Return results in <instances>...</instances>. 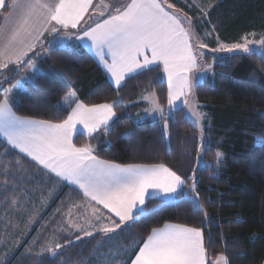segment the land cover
Segmentation results:
<instances>
[{"label": "trees", "instance_id": "1", "mask_svg": "<svg viewBox=\"0 0 264 264\" xmlns=\"http://www.w3.org/2000/svg\"><path fill=\"white\" fill-rule=\"evenodd\" d=\"M169 2L194 17L199 33L213 30L224 43H238L246 35L264 32V0H201L212 7L206 17L200 9L191 10L179 0ZM6 11L7 8L3 13ZM90 20L78 31H83ZM1 22L2 16L0 25ZM44 50L36 49L25 61L32 58L41 72L27 83L26 90L17 91V115L61 123L69 115L63 99L70 93H75L87 106L121 100L123 103L115 108L116 118L107 131L91 137L78 134L74 144L83 147L91 143L98 158L121 165H165L186 179L185 189L191 187L193 177L196 182L198 201L186 197L184 192L178 200L168 203L150 199L146 215L125 224L115 238L109 239L117 240L124 250L131 249L128 264L151 230L167 223L200 229L208 262L225 255L229 264H264V51L215 60L214 74L197 85L195 95L208 115L206 143L211 149L201 151L200 131L183 107L168 118L167 127L158 121H135L147 107L138 102L142 95L155 93L160 105L168 104L169 89L161 65L128 78L122 87L116 88L93 56L80 46L56 47L43 56ZM208 60L211 63L214 59L208 56ZM24 63L11 65L2 72L0 99L3 89L20 80ZM216 152L222 153L220 163ZM1 162L8 165L10 172H4L8 171L6 166L0 172V208L12 207L28 187L43 185L46 171L0 139ZM71 192L82 197L64 184L51 207L64 198L63 205H67ZM3 219L0 210V225ZM103 237V233H96L67 245L65 240L71 238L63 235L59 254L45 262L66 259L79 264L99 250Z\"/></svg>", "mask_w": 264, "mask_h": 264}, {"label": "snow or ice", "instance_id": "2", "mask_svg": "<svg viewBox=\"0 0 264 264\" xmlns=\"http://www.w3.org/2000/svg\"><path fill=\"white\" fill-rule=\"evenodd\" d=\"M100 3L106 10L108 6L103 0ZM115 3L114 11L102 22L84 30L83 35L76 38H87L92 42L97 56L115 78L117 88L127 74L162 62L168 76V104L172 106L175 100L187 95L185 89L190 86L183 74L195 66L192 34L185 27L190 22L169 12L173 5L165 7L166 0H129L126 4L115 0ZM92 4L93 0H12L11 15L5 17V25L12 22L14 26L10 31L7 28L0 30V38L5 41L3 53H0L5 59L0 62V69H7L9 64L18 66L23 63L45 32L77 28ZM4 7L5 0H0V9ZM260 43L264 44V40ZM198 47L205 45L199 44ZM233 49L249 52L247 38L243 45L225 48L226 51ZM105 50L110 62L105 58ZM14 104L15 99L9 90L3 89L0 132L13 147L19 148L20 152L26 153L57 177L78 185L90 202L102 205L108 213L119 218L117 222L108 217L111 226L98 229L105 234L115 232L127 221L146 215V198H159L162 203H168L187 186L185 178L164 165H121L99 160L91 146L77 147L72 143L78 125L86 130L88 136L107 131L108 122L115 115L111 104L89 107L76 102L74 107L69 105L70 114L61 123L16 117ZM189 115L195 117L194 124L201 118L195 111ZM201 147L205 151L211 150L204 142ZM216 157L220 163L222 153L216 152ZM192 179L189 192H195L193 199L198 201L199 193L195 191L194 177ZM99 211L93 208L97 220L103 218L97 215ZM137 251L130 264H207L203 232L180 224L153 228ZM220 262L227 264L226 257L221 256L217 264Z\"/></svg>", "mask_w": 264, "mask_h": 264}, {"label": "crops", "instance_id": "3", "mask_svg": "<svg viewBox=\"0 0 264 264\" xmlns=\"http://www.w3.org/2000/svg\"><path fill=\"white\" fill-rule=\"evenodd\" d=\"M45 2H50V0H45ZM107 2H108V0H103L104 5H107L109 7ZM11 5H12V0H5V7L0 9V17L2 16V22L0 25V30L7 28V30L10 31L11 28L14 26V24L12 22H10L7 26L5 25V17L11 15V11H12ZM99 6L103 7V5H101V3H100V0H93L92 7L89 8L87 14L84 16V19L80 22L78 27L75 29L69 27L66 29H62L61 31L56 32V33H51L50 31L45 32L43 34V36L41 37L39 44H37L36 48L33 51L29 52L28 56L24 58V62L27 60L29 55L32 54L36 49L40 48L41 45L43 46L41 48L45 49L44 51L47 52L51 49H54V48H51L52 42L54 40L59 39L62 36H66V35L71 34L72 36H74V38L69 43L73 46L78 45L81 48L88 51L93 56V58L96 60V62L99 64V66L103 69V71L107 74L111 83L116 87L115 78L111 75V73H109L107 71L103 62L97 56L95 46L92 44V42L87 38H85L84 40H79L76 38L77 35H83L84 30L94 26L98 22H102L108 16V14L111 12V11L98 12L96 9ZM5 8H7V11H6V13H3ZM101 13H103V14H101ZM88 19H91L88 26L83 31L79 32L78 30L80 29V27ZM0 36H2V32H0ZM4 45H5V41L2 38H0V53H3ZM56 47H58V46H56ZM105 53H106L105 58L108 59L110 62V57L108 56L106 50H105ZM4 59H5V57L3 55H0V62H2ZM11 65H14V64H9L8 67ZM156 65L162 66L164 77H165V80L168 84V76H167V72H165V70H164L163 63L157 62L156 64L149 65L144 69H138L134 73L127 74L125 76V78L121 81L120 87H122L124 85V83L126 82V80L128 78H130V77H132V76H134V75H136V74H138L144 70H147L153 66H156ZM194 71H197L196 64L193 68H191V70L187 71L183 75L187 78L189 86L194 87V92H195V89H196L198 84H196V82L194 84H191V75L193 74ZM195 81H197V79ZM190 87L185 89V91L188 92ZM168 89H169V84H168ZM147 94H150V93H146L144 95H147ZM144 95H142V96H144ZM14 99H15V104H16V102L18 101L17 96H15ZM185 99H186V95L181 96L180 99L174 101V104L183 105L181 103V101H184ZM76 102H81V101L78 99L76 94L73 95L72 93L68 94L63 99V105L66 109L69 110V114L71 111L69 105L74 107ZM122 103L123 102L121 100H117V101L111 103V105L113 106V111L115 112V115L112 117L111 120H109L107 128L110 127V125L114 122V120L116 118L115 108L117 106H120ZM15 104L13 105V112H14L16 117H19L22 119H32V118H25V117H21V116L17 115L15 110H14ZM89 107H91V106H89ZM146 109H147V107H146ZM146 109H144V110H146ZM33 120H36V119H33ZM38 121H40V120H38ZM78 134H82L86 137H91L96 133L92 134L91 136H88L86 133V130H84L82 128V126L78 125L77 126V132L72 137V143L73 144H74V139ZM0 139L5 144H7V146L10 149L18 152L19 154L27 157L28 159H30L32 162H34L36 165H38L40 169L46 171L47 173H50L54 178L58 179L63 184H66V185L76 189L82 195V197H80L78 194L74 195L71 192L72 196L70 198L73 197L72 199H76L79 201L82 200L83 203L85 202L86 205L89 206L92 211H93V208H98L100 211H99V213H97V215H100L103 217L102 219H99V223L102 226H111L110 220L108 219V217H111V219L119 222V218L115 217L113 214L108 213L106 209H103L102 205H96L95 202H90L89 198L83 194L82 190L79 189L78 185L73 184L71 181L64 180L61 177H57L55 175V173L50 172L48 169H45L43 167V165H40L36 161H33L31 159V157L27 156L26 153L20 152L19 148L13 147L10 143H8V138L2 132H0ZM206 142H207V140H206ZM87 145L91 146V148L93 149V154L95 155L94 146L91 143H89ZM98 159L102 160L100 158H98ZM187 191H188V189H185V187H184L183 190L179 191L176 194V196L174 198H172L169 202H172V201L179 199L180 194L183 192H184L183 194L186 195ZM151 199H156V200L161 201V199H159V198H151ZM22 200L25 201V203H26V198L22 197V195H21V196H19V200H18V201H20L18 208L13 207V206L12 207L10 206L8 208H5L3 206L0 208L1 212L4 214L3 224L0 225V264H72V262H69L66 259L62 260L60 262L58 261L59 263H47V262H45V260L48 261V259H52L59 254L60 249L63 247L62 246V240H61L63 235L70 236V238H71V239L65 240V241H67V243H66L67 245H70L71 243L77 242L79 239H82L85 237H90L91 235L85 236L84 230H77L80 233V235L78 234L79 236L78 235L75 236V234H77V233H75L73 236L70 235L69 233H72V231H69L68 226H64V227L60 228V225L57 223V221L59 220L58 218H54L52 223H50L49 221L51 220V218L48 219V215L50 217L51 216L50 214H52V211L47 215V217L45 219H42L43 218V216H42V218H40L36 224H34V225L29 224L28 219H27V216L29 215L28 211H27V205L24 202H21ZM149 200L150 199L146 198L145 208H146L147 202ZM23 204H24V206H22ZM15 206H17V205H15ZM45 221H47V222H45ZM130 222L131 221L125 222L124 224L121 225V228H122V226H124L125 224L130 223ZM167 224H174V223H167ZM121 228L116 229L115 232H118ZM97 229H98V227H95V229L87 228L86 230H87V232L93 231V232H95V234L96 233H103ZM203 241H204V247H205L204 234H203ZM115 244H116V246H114ZM57 245H59V247H57ZM123 250H124L123 246L119 245L117 240L113 241V240H109L107 238H103V240L100 241L99 250L95 251L94 254H91L90 256L85 258L84 261H82L79 264H128V261L131 257V251H126V250L123 251ZM221 256L226 257L225 255H219L216 258H214L213 260H211L210 262H208V259H207V264H217V262L219 261V258ZM206 257H207V255H206ZM134 258L132 260H134ZM226 259H227V264H229L227 257H226ZM129 264H130V262H129ZM220 264H223V262H220Z\"/></svg>", "mask_w": 264, "mask_h": 264}, {"label": "rangeland", "instance_id": "4", "mask_svg": "<svg viewBox=\"0 0 264 264\" xmlns=\"http://www.w3.org/2000/svg\"><path fill=\"white\" fill-rule=\"evenodd\" d=\"M183 2L185 5H189V9L198 8L200 9L205 17L208 15L209 10L212 8L211 6L204 5L201 0H179ZM129 0H120V4H126ZM107 4L109 7L105 10L103 7H98L96 10L98 12H108L114 11V8L116 7L115 0H108ZM167 4L173 5L172 8L168 9V11L178 14L179 16L185 18L187 21L190 22V24H185V27L190 33L192 34V43H193V53L196 57L195 64L197 67V71H194L191 75V84H196L204 82L209 76L214 74V61L222 58L227 55L242 53V54H250L252 52H263L264 51V44H261L260 41L264 40V32L263 33H251L249 35H246L240 42L234 43V44H228L222 42L218 35L210 29L204 30V33H199L197 31L198 26L194 24V17L191 15H187L184 13V11L179 7L173 4L172 2H169V0H166L165 7H167ZM203 22L207 21V19H202ZM74 36L71 34L62 36L59 39H56L52 42L51 48L58 47H73L69 42L72 41ZM245 38H247V46L249 48V52L245 53L242 49H233V51H226L225 48H232L233 45H243L245 43ZM199 44L205 45V47L201 48L198 47ZM255 49V51H253ZM48 52V51H47ZM47 52H43L41 54L46 55ZM41 56V55H39ZM208 56H210L212 59H214L211 63H209ZM25 68L22 72L20 80L14 84L13 86L9 87V93L14 98L17 96L18 90H26V85L29 82H33L37 76H39L41 70L39 66L34 63H24L21 66V69ZM6 69H0V76L3 71ZM35 70V71H34ZM197 79V81H195ZM75 95L74 93H72ZM187 103H183V105L174 104L172 106H169L167 104L166 106H162L158 102L157 95L155 93H150L147 95L142 96L139 99V103H146L147 109L140 112L136 117L135 121L137 123H145V122H161L164 126L168 125V118L179 108L184 107L186 110V114L189 117V119L193 122L195 117H191L189 113L191 111H195L196 113L200 114L201 118L199 121L195 124V126L200 131V137H201V143H206V126L208 121V115L203 109V105L198 101L195 92L194 87H190L189 91L187 92L186 99ZM157 105L159 107H157ZM204 148L201 147V151ZM6 166L8 171L4 169V172L9 173L10 168H8V165L4 162L0 163V172L2 170V167ZM44 175H46L43 179V185L39 186L37 188H29L27 191L22 194V197L26 198L27 205V211H28V223L31 225H34L38 222L40 218L45 219L51 211L52 214L48 219L51 218L50 221H53L54 218H58L59 220L57 223L61 227L68 226L69 231H72V233H69L70 235H74L75 233H80L77 230H84V233L87 232V228H93L95 227L101 228L104 227L99 223V220H97L96 216L93 215V211L90 209L89 206L86 205V203L82 200H76V199H70V195L68 196V204L63 205L65 198L60 201H58L54 206L51 207V205H54V201L59 197V194L63 188V183L60 182L58 179H55L53 176L47 174V172H44ZM52 177L54 180H52ZM57 180L58 182H55ZM1 181V180H0ZM29 181V180H28ZM52 186V187H50ZM2 189V185L0 184V190ZM196 191V190H195ZM186 197H190L193 199L195 196V192H189V189L185 195ZM178 200V199H177ZM195 200V199H194ZM13 202V201H12ZM20 201L16 200L12 203L13 207H19ZM17 205V206H15ZM24 206V204L22 205ZM54 207V208H53ZM49 210V211H48ZM48 212V213H46ZM97 229V230H98ZM75 231V232H74ZM91 232V236L95 234L93 231ZM105 234V233H104ZM117 232H111L104 235L103 238L107 239H113L115 238ZM85 235V234H84ZM90 236V235H85ZM116 246V244L114 245ZM130 249V248H129ZM126 251H131L128 249H125ZM124 251V250H123ZM126 260V259H125Z\"/></svg>", "mask_w": 264, "mask_h": 264}]
</instances>
